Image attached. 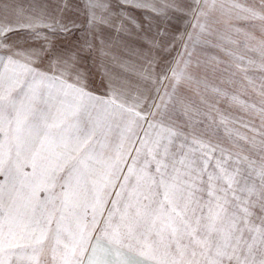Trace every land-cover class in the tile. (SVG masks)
I'll return each instance as SVG.
<instances>
[{"label":"snow or ice","instance_id":"1","mask_svg":"<svg viewBox=\"0 0 264 264\" xmlns=\"http://www.w3.org/2000/svg\"><path fill=\"white\" fill-rule=\"evenodd\" d=\"M122 3L187 14L200 34L233 45L240 35L255 41L245 29L258 27V47H245L259 61L222 50L245 77L250 67L264 72V0ZM75 9L86 27L67 49L47 38L38 50L21 48L10 35L40 26L69 33L59 20L0 16V264H264V131L254 159L166 122V104L129 97L110 75L105 94L90 91L83 61L103 53L98 30L115 19L110 0H79ZM225 16L227 36L211 23ZM182 62L171 69L173 89L194 79ZM259 115L264 128V99ZM241 139L257 148L256 137Z\"/></svg>","mask_w":264,"mask_h":264},{"label":"rangeland","instance_id":"2","mask_svg":"<svg viewBox=\"0 0 264 264\" xmlns=\"http://www.w3.org/2000/svg\"><path fill=\"white\" fill-rule=\"evenodd\" d=\"M154 2L162 4L164 0ZM78 3L79 0H70L72 6L65 8V0H0V16L14 23L19 20L21 24L59 20L69 25V33H54L40 26L23 28L10 35L21 48L38 50L47 38L58 49H67L81 41L86 27L83 14L75 9ZM110 6L115 23L98 30L96 41L98 45L103 42L104 51H94L83 61L88 89L97 95L105 94L106 74L110 75L115 84L125 86L129 97L140 92L148 97L145 105L166 104L167 108H162L169 118L166 122L219 148L257 158L261 139L258 133L264 131L259 115L264 99L260 96L264 72L258 67H250L245 77L235 69L234 57L222 48L259 61V57L245 47V44L258 47L259 28L249 25L245 29L255 34V41L240 35V43L233 45L227 39L217 40L216 35L200 34L199 29L193 27V18L181 12L169 10L167 16L158 15L150 9L126 5L122 0H110ZM73 20L77 27H71ZM211 23L214 32L227 36L231 31L226 16ZM183 60L189 61L188 71L194 79L182 80L173 89L175 81L171 79V69L183 68ZM177 61L181 63L177 64ZM46 64L45 59L40 67L43 69ZM146 71L151 72V79L143 78ZM165 76L168 79H162ZM166 93L171 94V99ZM161 97H164L163 101ZM245 136L256 137L257 148L253 149L248 141L241 139Z\"/></svg>","mask_w":264,"mask_h":264},{"label":"crops","instance_id":"3","mask_svg":"<svg viewBox=\"0 0 264 264\" xmlns=\"http://www.w3.org/2000/svg\"><path fill=\"white\" fill-rule=\"evenodd\" d=\"M239 1H258V0H239ZM130 259L133 261V264H139L140 258H138V257H131Z\"/></svg>","mask_w":264,"mask_h":264}]
</instances>
